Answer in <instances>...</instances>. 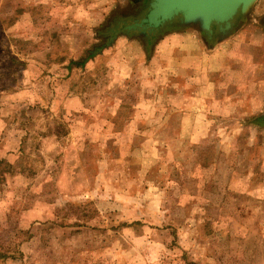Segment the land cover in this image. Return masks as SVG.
I'll use <instances>...</instances> for the list:
<instances>
[{"label": "rangeland", "instance_id": "obj_1", "mask_svg": "<svg viewBox=\"0 0 264 264\" xmlns=\"http://www.w3.org/2000/svg\"><path fill=\"white\" fill-rule=\"evenodd\" d=\"M132 7L0 0V264H264V0L106 47Z\"/></svg>", "mask_w": 264, "mask_h": 264}, {"label": "water", "instance_id": "obj_2", "mask_svg": "<svg viewBox=\"0 0 264 264\" xmlns=\"http://www.w3.org/2000/svg\"><path fill=\"white\" fill-rule=\"evenodd\" d=\"M259 1L148 0L145 11L136 18L119 19L109 26L106 47L111 46L119 36H142L146 45L153 44L154 37L162 28L177 25L197 27L205 35L207 42L223 40L236 30L235 21L248 16Z\"/></svg>", "mask_w": 264, "mask_h": 264}, {"label": "trees", "instance_id": "obj_3", "mask_svg": "<svg viewBox=\"0 0 264 264\" xmlns=\"http://www.w3.org/2000/svg\"><path fill=\"white\" fill-rule=\"evenodd\" d=\"M242 21H244L243 19H246V17H241L240 18ZM85 63V61H84ZM84 63H78L76 64L77 66H82ZM260 124H264V119L262 121H259ZM15 172L13 171V164L12 163H8L6 161H2L0 160V186L6 181V179L8 180L7 176H12V174H14ZM9 256L7 255H0V259H7Z\"/></svg>", "mask_w": 264, "mask_h": 264}, {"label": "flooded vegetation", "instance_id": "obj_4", "mask_svg": "<svg viewBox=\"0 0 264 264\" xmlns=\"http://www.w3.org/2000/svg\"><path fill=\"white\" fill-rule=\"evenodd\" d=\"M147 1L148 0H132V4H133L132 9L133 10L135 9V11L138 12V14H139V12L145 11V9L147 7ZM138 14L134 15L131 18H136L138 16ZM238 25H239V19L237 21H235V28H237ZM172 27L173 26H165L164 28H162L161 31L154 37V40L156 41L161 35H163L165 32H167L169 30V28H172Z\"/></svg>", "mask_w": 264, "mask_h": 264}]
</instances>
